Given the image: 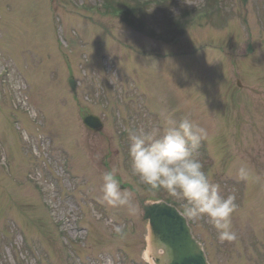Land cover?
<instances>
[{"label":"rangeland","instance_id":"obj_1","mask_svg":"<svg viewBox=\"0 0 264 264\" xmlns=\"http://www.w3.org/2000/svg\"><path fill=\"white\" fill-rule=\"evenodd\" d=\"M164 1L149 35L97 11L105 0H0V264H148L143 201L157 192L125 144L128 129L162 133V112L206 130L196 157L235 196V240L189 218L211 263L264 264V0ZM166 12L177 43L159 34ZM109 171L135 212L102 202Z\"/></svg>","mask_w":264,"mask_h":264},{"label":"clouds","instance_id":"obj_2","mask_svg":"<svg viewBox=\"0 0 264 264\" xmlns=\"http://www.w3.org/2000/svg\"><path fill=\"white\" fill-rule=\"evenodd\" d=\"M161 116L162 133L145 131L143 127L127 130L133 175L149 191L163 190L182 201V215L189 218L206 216L221 241L235 240L236 234L231 231L235 196L224 197L220 186L210 180L196 157V150L207 137L206 130L187 117L177 121L164 112ZM237 174L242 180L247 178L243 166ZM102 180V202L114 207L126 206L130 212H135L130 193L121 190L114 171L105 172ZM115 230L120 232L122 228Z\"/></svg>","mask_w":264,"mask_h":264},{"label":"water","instance_id":"obj_3","mask_svg":"<svg viewBox=\"0 0 264 264\" xmlns=\"http://www.w3.org/2000/svg\"><path fill=\"white\" fill-rule=\"evenodd\" d=\"M89 128L100 129L98 117L87 116ZM150 220L149 247L153 264H210L203 245L193 235L187 219L164 201L146 203Z\"/></svg>","mask_w":264,"mask_h":264},{"label":"trees","instance_id":"obj_4","mask_svg":"<svg viewBox=\"0 0 264 264\" xmlns=\"http://www.w3.org/2000/svg\"><path fill=\"white\" fill-rule=\"evenodd\" d=\"M115 0H106V2L108 3H113ZM119 3L121 6H131V3H130V0H119ZM132 12H130V14H125L123 15V17L126 18V20L131 23L133 26H136V27H139L142 29V25H135L133 24L134 21H138L140 23H143L141 20H142V15H144V12H147L148 11V8L146 7H141V6H136L134 5V10H131ZM132 16V20L130 19V17ZM136 17H139V18H136Z\"/></svg>","mask_w":264,"mask_h":264}]
</instances>
